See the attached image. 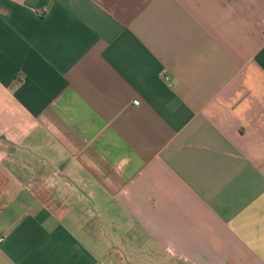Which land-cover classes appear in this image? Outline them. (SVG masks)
Masks as SVG:
<instances>
[{"label": "crops", "instance_id": "crops-1", "mask_svg": "<svg viewBox=\"0 0 264 264\" xmlns=\"http://www.w3.org/2000/svg\"><path fill=\"white\" fill-rule=\"evenodd\" d=\"M1 236L0 264H264V0H0Z\"/></svg>", "mask_w": 264, "mask_h": 264}, {"label": "built area", "instance_id": "built-area-1", "mask_svg": "<svg viewBox=\"0 0 264 264\" xmlns=\"http://www.w3.org/2000/svg\"><path fill=\"white\" fill-rule=\"evenodd\" d=\"M164 76H165V77H168V73L165 72V73H164ZM133 102L137 104V103H139V99H138V98H134V99H133ZM0 240H3L2 236L0 237Z\"/></svg>", "mask_w": 264, "mask_h": 264}]
</instances>
